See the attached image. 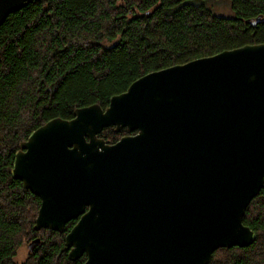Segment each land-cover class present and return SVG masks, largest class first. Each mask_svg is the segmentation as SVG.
Masks as SVG:
<instances>
[{"label":"water","instance_id":"95a60500","mask_svg":"<svg viewBox=\"0 0 264 264\" xmlns=\"http://www.w3.org/2000/svg\"><path fill=\"white\" fill-rule=\"evenodd\" d=\"M29 1L0 0V25ZM107 127L134 134L105 144ZM10 176L39 200L35 230L75 220L63 238L71 261L207 264L249 245L241 219L264 179V42L148 72L104 109L47 120L19 143Z\"/></svg>","mask_w":264,"mask_h":264},{"label":"trees","instance_id":"16d2710c","mask_svg":"<svg viewBox=\"0 0 264 264\" xmlns=\"http://www.w3.org/2000/svg\"><path fill=\"white\" fill-rule=\"evenodd\" d=\"M210 1L231 16L214 15ZM264 42V0H30L0 25V264H15L18 248L33 239L20 264L71 261L60 232L35 230L36 196L10 176L13 154L28 134L74 109H104L112 95L152 71ZM123 130L102 129L105 144ZM241 222L255 237L245 247L218 248L207 264H264V179Z\"/></svg>","mask_w":264,"mask_h":264},{"label":"rangeland","instance_id":"374dc122","mask_svg":"<svg viewBox=\"0 0 264 264\" xmlns=\"http://www.w3.org/2000/svg\"><path fill=\"white\" fill-rule=\"evenodd\" d=\"M207 6L214 15L231 16L230 10L228 9L227 5L222 1H210ZM27 252V245H21L13 258L14 263L20 264L26 257Z\"/></svg>","mask_w":264,"mask_h":264},{"label":"flooded vegetation","instance_id":"af4514ba","mask_svg":"<svg viewBox=\"0 0 264 264\" xmlns=\"http://www.w3.org/2000/svg\"><path fill=\"white\" fill-rule=\"evenodd\" d=\"M124 128H122V129H119L120 131L121 130H123ZM118 130V131H119ZM132 134H134V132H128V131H126L125 129H124V132H122V134L118 137V138H120L121 136H129V135H132ZM75 221V220H74Z\"/></svg>","mask_w":264,"mask_h":264}]
</instances>
